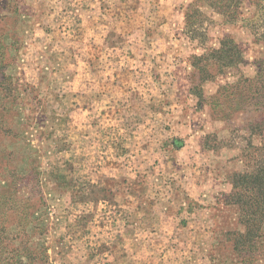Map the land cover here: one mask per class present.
Segmentation results:
<instances>
[{
    "label": "rangeland",
    "instance_id": "1",
    "mask_svg": "<svg viewBox=\"0 0 264 264\" xmlns=\"http://www.w3.org/2000/svg\"><path fill=\"white\" fill-rule=\"evenodd\" d=\"M48 2L0 0V264H96L93 226L112 209L84 202L92 179L108 170L102 158L90 166L74 134L79 96L64 87L70 52L45 24ZM180 13L188 68L170 83L193 114L208 171L200 166L198 175L210 180L200 189L207 196L188 208L207 233L193 238L186 264H264V221L241 236L247 226L235 195L238 175L253 168L248 140L262 141L247 122L264 114V0H183Z\"/></svg>",
    "mask_w": 264,
    "mask_h": 264
},
{
    "label": "crops",
    "instance_id": "2",
    "mask_svg": "<svg viewBox=\"0 0 264 264\" xmlns=\"http://www.w3.org/2000/svg\"><path fill=\"white\" fill-rule=\"evenodd\" d=\"M182 1L47 5L45 24L55 42L78 60L64 68L71 80L64 87L79 96L71 103L74 134L82 137L90 166L102 158L108 170L92 179L94 191L84 188L85 203L105 201L112 208L93 226L101 237L96 264H186L193 238L207 233L188 210L207 196L200 189L209 187V177L198 175L207 164L193 114L183 93L174 99L170 83L184 79L188 68L187 43L177 34Z\"/></svg>",
    "mask_w": 264,
    "mask_h": 264
},
{
    "label": "trees",
    "instance_id": "3",
    "mask_svg": "<svg viewBox=\"0 0 264 264\" xmlns=\"http://www.w3.org/2000/svg\"><path fill=\"white\" fill-rule=\"evenodd\" d=\"M232 50H224L227 57L231 55ZM260 61V94L264 97V57ZM247 125L251 138L254 135H260L262 138L258 146L248 140V146L253 148V154L255 153V155L252 154L250 162L253 168L238 175L235 181V195L238 199L236 203L242 210L247 226V233L241 236L250 237L264 221V114L261 120L255 122L249 120Z\"/></svg>",
    "mask_w": 264,
    "mask_h": 264
}]
</instances>
